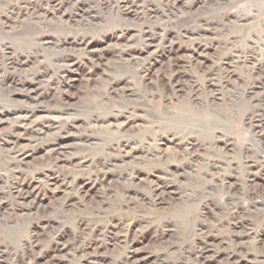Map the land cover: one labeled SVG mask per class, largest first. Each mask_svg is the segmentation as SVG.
<instances>
[{
    "label": "rangeland",
    "instance_id": "374dc122",
    "mask_svg": "<svg viewBox=\"0 0 264 264\" xmlns=\"http://www.w3.org/2000/svg\"><path fill=\"white\" fill-rule=\"evenodd\" d=\"M38 1L0 0V264H43L60 251L68 264H264V64L252 70L264 60V0H125L127 9L124 0ZM195 40L251 61L227 84L226 71L214 73L215 111L203 97L196 104L182 92L170 103L159 93L171 59L186 88L193 76L206 81L207 68L182 66ZM163 105L184 116H164ZM68 107L75 125L61 139L46 122ZM25 114L32 130L8 144ZM148 174L166 181V202L135 179ZM24 177L38 178L25 203L14 195ZM83 180L98 198L91 208L74 198ZM54 183L63 194L53 196ZM68 196L77 206L63 208Z\"/></svg>",
    "mask_w": 264,
    "mask_h": 264
},
{
    "label": "bare ground",
    "instance_id": "6f19581e",
    "mask_svg": "<svg viewBox=\"0 0 264 264\" xmlns=\"http://www.w3.org/2000/svg\"><path fill=\"white\" fill-rule=\"evenodd\" d=\"M33 1H38V0H33ZM43 1V0H42ZM54 0H47L48 3H52ZM167 2H173L175 4H177L180 0H166ZM38 2H41V0H39ZM35 4V3H34ZM122 4H123V7L127 9V7L129 6V2H126L125 0L122 1ZM132 7V6H130ZM134 7V6H133ZM236 23V26L238 27H242L243 26V21L242 20H237ZM245 24V23H244ZM235 26V25H234ZM233 26V27H234ZM187 34V33H186ZM115 37V35H114ZM122 37V36H121ZM189 37V36H187ZM191 37V36H190ZM233 40V39H232ZM85 41V40H84ZM220 42V41H219ZM236 42V41H235ZM82 43H84L82 41ZM189 43V42H188ZM91 44V42H86L84 43V45L87 47ZM147 48V47H146ZM145 48V49H146ZM221 49L223 50H226L224 49L219 43H214L213 41H192L190 42L185 48H184V52H185V57L182 58L183 59V62H182V66L183 68L186 70V72H192V71H202L204 68H207L206 70V81L201 84V85H198L197 82H193V79L195 78L194 76L189 79V83L188 84L187 82L185 84H187V88L184 86L183 82L181 80L182 79V76L179 74V73H183V72H177L176 74H174L175 72L172 71L173 69V60L171 59L169 64H167L168 66L166 67L167 69H165V73H164V77L163 79H166L167 77H169L168 75H170L171 73H173V76L170 77L168 79V83H167V87H163V88H159V93L160 95L166 100L165 102H170V101H173L174 102V99L177 98L178 94L182 93V92H186L187 94V100H189L190 102L192 103H199L200 100L199 98L203 97L204 98V101L206 102V104L208 105V108H207V112L208 110H213L215 111L214 109H217V105H216V102L217 100L221 99L219 98L221 93H222V88H220V85H216L214 79H213V75L214 73L216 72H224L226 71L227 72V82L225 84H227L229 81H231V73L234 74V72H236L237 70H241L242 68H245L246 65H248V63H250L251 61H248L247 59H243L241 58L240 56L238 55H230V53L232 52L231 49H228V52L227 53H224L225 51H222ZM238 52V51H237ZM241 53V52H240ZM252 53V52H251ZM239 54V53H238ZM250 54V53H249ZM245 57V56H244ZM248 57V56H247ZM254 57V56H253ZM255 59V58H253ZM261 59V58H260ZM259 59V60H260ZM258 61V59L256 60ZM75 62V61H74ZM176 62V61H175ZM253 62V61H252ZM255 62V61H254ZM76 63V62H75ZM74 64V63H73ZM72 64V65H73ZM177 64V63H176ZM264 64V60H260L259 62L255 63L252 67V70L255 72V71H260L261 69V65ZM250 65V64H249ZM77 64H74L73 65V72L71 74H73L74 72L76 73V70L79 68V66H77ZM247 68V67H246ZM76 69V70H75ZM145 69V68H144ZM233 70V71H232ZM235 70V71H234ZM164 71V70H163ZM205 71V70H204ZM248 71V68L247 70ZM141 72V70H140ZM252 72V71H251ZM186 74V73H185ZM224 74V73H223ZM248 74V73H247ZM144 75L145 77H147L148 75V70H145L144 71ZM196 75V74H195ZM262 75V74H261ZM66 76V75H64ZM189 76V74H188ZM60 78V77H59ZM142 78V77H141ZM202 78V77H201ZM65 79V78H64ZM177 79V80H176ZM188 79V78H187ZM263 79V78H262ZM143 80H146L145 78ZM66 81V80H65ZM69 81V80H68ZM145 82V81H144ZM118 85V84H117ZM120 85V83H119ZM123 85V84H122ZM127 85V84H126ZM125 86V85H124ZM129 87V86H128ZM263 87V86H262ZM130 88V87H129ZM125 89V88H124ZM28 96H31L32 93L31 91L27 94ZM42 95V94H41ZM186 96V95H185ZM181 97V96H180ZM178 99V98H177ZM186 99V98H185ZM264 99V98H263ZM186 100V101H187ZM203 100V99H202ZM187 101V102H189ZM252 101V100H251ZM173 102H172V105H173ZM176 102V101H175ZM178 102V101H177ZM171 103V102H170ZM169 104V103H168ZM187 104V103H186ZM195 104V107H197ZM164 106V109L162 110V113L164 116H168L169 118H175V117H179L181 118L182 115L184 116V112H182V109H179L177 105L176 107H173V106ZM176 105V104H175ZM202 105V104H201ZM59 106V105H58ZM184 106V104H183ZM56 107V106H55ZM67 107V106H66ZM158 107V106H157ZM180 107V106H179ZM199 107V106H198ZM59 108V107H58ZM61 109V108H60ZM161 110V109H160ZM73 110H71L69 107L68 108H63L61 110L59 109H54V110H49L50 114H51V118L50 120H48L46 123L48 124V130H57L60 129L59 131L61 130H64L65 131V134L61 137V139H63L64 137H67V133L73 129L74 125H75V121H72L70 123H67L66 120L67 119H70L71 116L73 115V112H71ZM217 112V111H216ZM75 113V112H74ZM124 113V112H123ZM211 113V112H210ZM31 114V113H30ZM212 114V113H211ZM111 115V114H110ZM118 115H120L118 113ZM186 115V114H185ZM109 116V115H108ZM117 116V115H116ZM131 116V115H130ZM187 116V115H186ZM50 117V116H49ZM259 117V116H258ZM35 118V117H34ZM122 117H117L116 119H113V120H117L119 123L121 122L122 124L123 123H126L127 120H129L128 118L126 117H123L124 119H121ZM253 118V117H252ZM48 119V118H47ZM72 119V118H71ZM210 119V117H209ZM115 123L116 125L118 124ZM128 122L126 124H123V126L127 125L128 126ZM34 123V122H33ZM31 124H32V121H30V118L28 116V114H25L21 117L20 119V122L18 123V126L16 127L15 131L11 134V137H9L10 139L7 140V143L8 144H11V143H14L15 139H21L25 136H27V132L32 130L31 128ZM211 124V123H210ZM17 125V124H16ZM33 126V125H32ZM213 126V125H212ZM35 128V127H34ZM123 128V127H121ZM34 131V130H33ZM43 131V130H42ZM32 132V131H31ZM59 135V134H58ZM60 135H62L60 133ZM14 136V138H12ZM12 139V140H11ZM173 139V138H172ZM169 140V139H168ZM171 142H175V140H169V143ZM59 144H56V146H54V153H56L57 151L60 150V148H62V144L60 142H58ZM19 144V143H18ZM180 146V145H179ZM125 147V146H124ZM190 147V146H189ZM188 147V148H189ZM11 148V147H10ZM17 148V146H16ZM182 149V148H181ZM11 150H15V144L13 145V148ZM63 150V149H62ZM127 149H125L124 151H126ZM140 150V149H139ZM185 150V149H184ZM181 151V150H180ZM186 151V150H185ZM184 151V153H185ZM63 152V151H62ZM134 151H130V152H127V156H131L132 154L130 153H133ZM51 153V152H50ZM49 153V154H50ZM125 154V153H124ZM193 154V153H192ZM16 158L18 159H26L29 157V155L27 153H24V151H20V152H17L15 153ZM86 157V156H85ZM49 159V158H48ZM89 159V158H88ZM53 161V160H52ZM50 162V161H48ZM88 161L87 160H81L78 164V167H82V166H85V164H87ZM73 167V166H72ZM76 167L74 166V169ZM77 170V169H76ZM148 172V171H147ZM96 174V173H95ZM100 175V174H99ZM24 176V175H23ZM173 176V175H171ZM37 177H39V175H37ZM44 177V176H43ZM138 177V176H137ZM170 177V176H169ZM47 178V177H46ZM45 178V179H46ZM55 178V177H54ZM167 178V177H166ZM38 179V178H37ZM35 177L34 178H31L29 179L28 177H24L21 179V182L22 184L20 186H16L15 187V193L14 195L16 196V199L17 201H20V202H27L29 200V198L31 197L32 193L34 192V190L36 188L35 185H36V180H37ZM43 179V178H42ZM41 179V180H42ZM136 180H139V181H144L146 182V184H148L150 186V188L152 189V192H153V195L155 197V203L156 204H162L164 202L167 201V199L165 200V195H164V191L166 190V184H165V180L164 179H161L159 177H156L154 175H146L145 176V179H141L140 177L138 178H135ZM49 180V179H48ZM78 180V179H77ZM43 181V180H42ZM58 181V180H57ZM64 181V184L63 182L61 183V185L63 186L62 190L64 191H67V189H70V185L72 183H69L68 181L65 182L66 180L63 179ZM41 182V181H40ZM38 182V183H40ZM55 182V181H54ZM74 182V181H73ZM84 182H87L86 180H83L81 182V184H79L78 186V192L76 194H74V198L78 201H80V205L81 206H85V208H91L93 206H95L94 204H96V202H98V198L96 199V195L95 193H91L89 192L90 189L86 188L85 186L87 185L86 183ZM49 183V182H48ZM68 183V185L66 184ZM88 183V182H87ZM92 183V182H91ZM142 183V182H141ZM66 184V185H65ZM89 184V183H88ZM19 185V184H18ZM40 185V184H39ZM51 185V184H50ZM61 185L58 184V183H54L52 184V186H54V189H57V191H54L53 193V196H57V194H63L61 193ZM75 185V184H74ZM73 185V187H74ZM68 186V187H67ZM94 186V185H93ZM166 186V187H165ZM169 186V184H168ZM72 187V186H71ZM43 188V187H42ZM75 188V187H74ZM77 188V187H76ZM75 188V189H76ZM93 188V187H92ZM49 189V188H48ZM73 189V188H72ZM38 190V189H37ZM50 190V189H49ZM232 190V189H231ZM41 191V190H40ZM72 191V190H71ZM80 191V192H79ZM38 193H40L38 191ZM168 193V192H167ZM46 194V193H45ZM67 194V193H66ZM69 195V194H68ZM169 195V194H168ZM71 196V195H69ZM67 197L65 199V202L62 203V206L63 208H66V209H71L72 207L74 206H77L74 202V200L72 199V197ZM150 196V195H149ZM63 197V196H62ZM92 200H94L95 202H92ZM78 203V202H77ZM22 206V205H21ZM19 206V208L21 207ZM80 206V207H81ZM22 208V207H21ZM20 208V209H21ZM14 209V208H13ZM24 209V208H23ZM93 209V208H92ZM26 210V209H25ZM31 211V210H30ZM94 215V214H93ZM98 217V216H97ZM40 221V220H39ZM79 222V221H78ZM240 222V221H239ZM87 224V222H86ZM130 224V223H129ZM133 224V223H132ZM47 225L48 224H42L41 228H39L38 230H34L33 233H32V236H30L29 238V241H28V247L30 250L32 251H36L37 249L40 248V241L42 240L43 236H44V233H45V229L47 228ZM113 225V224H112ZM122 223L121 221L119 223H115L113 226H112V230L113 228H120L122 227L121 226ZM38 226V225H37ZM134 225H129V229L133 227ZM140 228V227H139ZM79 231L81 233H87L88 232V229L89 227L86 226L85 224L81 223L78 227ZM109 231V230H107ZM100 233V232H99ZM107 233V232H106ZM101 234V233H100ZM258 235V234H256ZM98 237V236H96ZM129 238V237H128ZM254 238V237H253ZM218 239V238H217ZM229 240V239H228ZM258 241V240H257ZM256 241V242H257ZM231 242V241H230ZM42 243V242H41ZM55 243V242H54ZM94 243V242H93ZM224 243V242H223ZM26 245V244H25ZM42 245V244H41ZM96 245V244H95ZM42 247V246H41ZM96 247V246H95ZM243 247V246H242ZM90 249L93 248V244L92 246H89ZM239 248V247H237ZM98 249V248H97ZM94 250V249H93ZM131 250V249H129ZM32 251H29L30 253ZM45 251V250H44ZM85 251H87V249L85 248ZM237 251V250H236ZM129 252V251H128ZM58 253H61L60 252H56L54 253V255H51L49 257H46L44 258V260L42 261L43 264H68V263H63L61 262L60 260V257L58 255ZM235 253V252H234ZM56 254V255H55ZM44 256L43 253H39V257L40 256ZM85 255V254H84ZM90 255V254H89ZM129 255V254H128ZM87 257V256H85ZM32 258V257H31ZM43 258V257H42ZM136 258V254H132V258L131 259H135ZM25 259V258H24ZM30 259V258H29ZM137 259V258H136ZM230 259V258H229ZM31 260V259H30ZM245 260V259H244ZM35 261V264H36V259H34ZM93 261V260H92ZM32 262V260H31ZM30 263V262H29ZM91 263V262H90ZM98 263V262H97ZM236 264H240L239 263H236Z\"/></svg>",
    "mask_w": 264,
    "mask_h": 264
}]
</instances>
